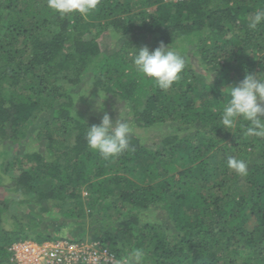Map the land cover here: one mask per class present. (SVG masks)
<instances>
[{"label":"trees","instance_id":"1","mask_svg":"<svg viewBox=\"0 0 264 264\" xmlns=\"http://www.w3.org/2000/svg\"><path fill=\"white\" fill-rule=\"evenodd\" d=\"M260 8L264 0H100L82 17L47 0H0V140L33 128L44 142L43 152H0L18 193L0 198V264L24 239L98 241L117 260L143 248L147 264H264V137L220 123L224 88L264 73V24L248 27ZM160 42L186 57L167 90L131 55ZM81 89L104 99L103 111L80 110ZM105 112L133 130L130 148L109 159L86 141ZM150 128L157 137L144 135ZM230 156L246 160V175L227 167Z\"/></svg>","mask_w":264,"mask_h":264},{"label":"clouds","instance_id":"2","mask_svg":"<svg viewBox=\"0 0 264 264\" xmlns=\"http://www.w3.org/2000/svg\"><path fill=\"white\" fill-rule=\"evenodd\" d=\"M100 0H47V7L61 16L79 14L84 17L91 14ZM264 24V8L252 15L248 27L252 30ZM131 53L133 65L138 74L151 79L162 90H167L181 79L186 67V57L170 45L163 42L154 50L147 46ZM211 73L209 84L212 82ZM246 72L244 78L235 85H229L228 100L220 114L222 128L228 132L238 126H247L246 134L264 137V76ZM102 99L96 101L95 107L103 111ZM131 128L127 119L121 117L113 121L105 112L98 125L88 126L86 141L89 149L98 152L104 159L118 156L130 148ZM227 167L240 175H246L248 163L244 159L228 157ZM117 264H147L143 248L132 249Z\"/></svg>","mask_w":264,"mask_h":264},{"label":"built area","instance_id":"3","mask_svg":"<svg viewBox=\"0 0 264 264\" xmlns=\"http://www.w3.org/2000/svg\"><path fill=\"white\" fill-rule=\"evenodd\" d=\"M11 264H117L116 257L98 241L18 240L8 247Z\"/></svg>","mask_w":264,"mask_h":264},{"label":"rangeland","instance_id":"4","mask_svg":"<svg viewBox=\"0 0 264 264\" xmlns=\"http://www.w3.org/2000/svg\"><path fill=\"white\" fill-rule=\"evenodd\" d=\"M76 92H77L75 95L76 103H77L76 106L79 107L80 110H83L86 113V115H94L95 113L97 114L98 111L95 108V103L97 100H99V97H98L99 95H96L95 93H92V92H90V90H87V89L86 90L81 89V90H78ZM106 104H108V103H106ZM88 117H90V116H88ZM32 129L30 130V134L28 135V137L18 139V142L15 144H13L9 140L8 141L0 140V152L1 151H7L8 154H10V155H18L19 153L23 152L24 150H29V149L39 150L40 148L43 152L44 151L43 150L44 142L40 143V141L38 139L36 140L33 137L35 134V131H34L35 129L34 130H32ZM145 130L146 131L144 132V135L147 138L153 139L154 136L157 137V135H158L157 128H150V129H145ZM131 131H133V130H131ZM40 140H42V139H40ZM2 158L4 159V156L0 153V163L3 160ZM0 177L2 180V183H0V198L3 199L6 197H9L10 199L11 198L14 199L18 195V193H16L15 191H12L11 189L8 188L9 186L6 182L5 177H4V173H3L1 165H0ZM84 195H85V192H84ZM8 210H10V212L6 215V217H10L12 211L13 212L16 211V206L13 202H11V205L8 208ZM89 219H91V218H89ZM58 225H59L58 230L60 229V233L66 232L67 236L71 235L65 229V227L62 226V224L60 222L58 223ZM57 233H59V232L57 231Z\"/></svg>","mask_w":264,"mask_h":264}]
</instances>
